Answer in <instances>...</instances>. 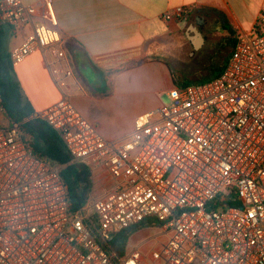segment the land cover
<instances>
[{"label":"built area","instance_id":"2783aa9c","mask_svg":"<svg viewBox=\"0 0 264 264\" xmlns=\"http://www.w3.org/2000/svg\"><path fill=\"white\" fill-rule=\"evenodd\" d=\"M190 13L175 7L163 19ZM0 21L14 36L31 28L12 65L43 54L61 93L25 121L47 123L92 179L100 168L112 179L71 212L62 168L33 153L0 96V264H264V1L220 75L169 90L170 102L137 116L124 140L107 139L76 107L84 89L54 0H0ZM225 195L239 206L210 205ZM148 221L141 229H159L165 243L146 252L132 235L123 254L112 250L118 234Z\"/></svg>","mask_w":264,"mask_h":264},{"label":"crops","instance_id":"0c3cea01","mask_svg":"<svg viewBox=\"0 0 264 264\" xmlns=\"http://www.w3.org/2000/svg\"><path fill=\"white\" fill-rule=\"evenodd\" d=\"M22 1L27 4L40 5L44 0ZM263 1L54 0L59 30L65 40V48L75 71L76 79L84 89V92L76 90L73 93L76 107L87 119L98 126L100 132L107 139L113 140V133L100 126L93 115L96 106L107 101L135 103L139 97L146 95L147 92H152L157 85L162 83L169 92L172 88L177 87L173 79V69L160 56L143 63H132L120 75L122 77L119 85L116 79L120 76L114 80L110 96L105 95L107 91L102 94L91 95L80 78V76H84L90 85L95 83L85 73V63L88 62L92 68L97 67L101 71L102 69L116 68L120 59L125 60L127 57L136 54H148L151 49H156L161 53V47L168 38L173 39L185 28L189 31V26L193 24L189 25L188 22L195 12L212 14L210 17L217 18L214 19L216 24L219 22L218 18L220 17L225 23L224 32L226 34L230 26L236 30L238 35L249 33L256 26ZM180 6L190 7L191 13L181 20L165 21L163 19L165 12ZM248 8H250L248 17L250 20L244 24L241 15ZM196 19L200 21L199 17ZM213 27L217 26L214 24ZM30 32L31 28L28 27L22 33L16 35L19 38L17 42L9 43L8 51L10 52L13 47L22 43ZM220 35L216 36L213 30L207 31L208 42H206L203 34L204 42L199 45L198 49L194 50H200L203 45L218 41ZM11 36L14 35L10 32ZM186 38L193 47L194 44L188 38L187 32ZM47 59L48 57L46 58L43 54L36 53L22 64L14 67L15 79L20 84L23 92L24 105L32 110V115L54 104L61 97V93L48 70ZM93 78L95 81L96 78ZM159 105L158 100H156L148 107L138 109L132 115L128 128L118 140H124L130 135L137 116L151 110H157L161 107ZM93 182V192L96 196L102 195L104 189L112 188V179L103 168L96 171Z\"/></svg>","mask_w":264,"mask_h":264},{"label":"rangeland","instance_id":"374dc122","mask_svg":"<svg viewBox=\"0 0 264 264\" xmlns=\"http://www.w3.org/2000/svg\"><path fill=\"white\" fill-rule=\"evenodd\" d=\"M206 14L208 16H212V14ZM249 14L250 8L243 11L241 17L242 20H244V24L249 22ZM197 15L198 12H195L192 15L191 19L188 22L189 25H195ZM215 18L216 17L214 16L213 18L209 17L210 21L213 23L212 25L215 24L217 26L215 29L213 28V32H215L216 36L220 35V33H223L219 36L218 41L205 44L200 50L196 51L186 38V32L189 31H187L185 28L173 39L168 38L165 41V44H163V46L161 47V53H159L156 49H151L150 53H148L147 55H149L150 58H156L157 56H160L165 62L169 63L173 69L177 84L203 83L215 78L220 73L221 69L227 64L232 54V39L230 38H232L231 36L233 35V32L236 35V30L231 26L226 34L224 32V21L219 17L218 25V23L216 24V21L214 20ZM199 19L201 20L202 18L199 17ZM18 38L19 37L17 36L9 37L6 44V50H9V43L17 42ZM140 57L141 55L136 54L127 57L125 60L120 59L119 64L116 66V68L121 65L138 61ZM102 70L106 71L107 69ZM93 71L95 73L96 79L94 81V78L91 77L90 80L92 82H95L94 84L90 85L85 80L84 76V78L80 76L81 81L83 82L84 86H86L88 92L91 95L97 93L102 94L107 91L106 83L103 79V74L97 67H93ZM121 77L122 76L116 79L118 85L121 83ZM156 100H158L160 104L159 107L170 102L168 91L164 87L163 83L157 85L155 87V90H153L152 92H147L146 95L139 97L138 101H135V103H116L109 101L101 103L96 106L93 111V115L98 120L100 126L104 127L108 132L113 133V140H118L128 128L132 115L141 107H148ZM8 124H10V120L7 116H5L4 125ZM131 241L133 245H141L143 249L148 252L161 243H165L167 241V236L162 235V232L159 229L145 228L135 232L132 236Z\"/></svg>","mask_w":264,"mask_h":264},{"label":"trees","instance_id":"16d2710c","mask_svg":"<svg viewBox=\"0 0 264 264\" xmlns=\"http://www.w3.org/2000/svg\"><path fill=\"white\" fill-rule=\"evenodd\" d=\"M9 37V28L0 21V96L2 105L11 122L20 124L24 133V139L33 153L37 157L62 168L61 175L68 189L70 210L71 212H76L88 201L93 191L94 182L92 179V173L87 167L71 163L70 155L64 143L47 123L36 118L25 121L26 118L32 116L33 112L24 105L21 86L14 76V66L11 63L9 51L6 50V44ZM231 37L233 51L238 38V33L236 32L235 35L233 32ZM150 59L149 55L143 54L138 61L133 63L139 64ZM130 64L128 63L117 68L101 71L108 89L105 94L106 96L111 95L114 80L125 72ZM173 79L177 87L190 85L177 84L174 73ZM233 197L234 195L219 197L210 205L239 206V203L232 199ZM149 222L150 221L143 223L142 227L127 229L118 234L113 242L112 250L123 254L128 239Z\"/></svg>","mask_w":264,"mask_h":264},{"label":"water","instance_id":"95a60500","mask_svg":"<svg viewBox=\"0 0 264 264\" xmlns=\"http://www.w3.org/2000/svg\"><path fill=\"white\" fill-rule=\"evenodd\" d=\"M187 36L190 39V41L194 44V49H198L199 45L204 42L203 34L198 29L197 26L190 25L189 26V32H187ZM85 73L91 77H95V73L93 71V68L91 65L87 62L85 63Z\"/></svg>","mask_w":264,"mask_h":264},{"label":"flooded vegetation","instance_id":"af4514ba","mask_svg":"<svg viewBox=\"0 0 264 264\" xmlns=\"http://www.w3.org/2000/svg\"><path fill=\"white\" fill-rule=\"evenodd\" d=\"M197 17H202V19L200 21L196 19L195 25L199 30L202 31L205 36L206 42H208L207 31L213 30V28L215 29L216 27H213V23L209 19L210 16H208L207 14L198 13Z\"/></svg>","mask_w":264,"mask_h":264}]
</instances>
